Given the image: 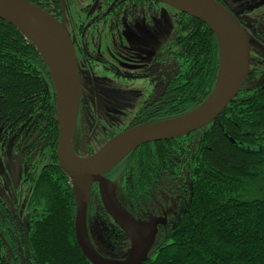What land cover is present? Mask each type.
Wrapping results in <instances>:
<instances>
[{
  "label": "trees",
  "instance_id": "1",
  "mask_svg": "<svg viewBox=\"0 0 264 264\" xmlns=\"http://www.w3.org/2000/svg\"><path fill=\"white\" fill-rule=\"evenodd\" d=\"M148 2L132 0L133 11H146ZM171 10L175 37L165 44L175 74L154 122L197 108L213 91L219 70L210 29ZM258 77L250 70L234 100L205 128L141 145L103 174L116 197L120 190L121 200L116 199L132 217L131 210L152 203L157 189L172 185L174 176L183 178L178 183L187 189L183 212L174 227L158 231L142 264H264V82L255 84ZM57 136L48 69L32 41L0 17V141L6 145L11 139L21 150L30 185L23 200L26 226L0 196V264H90L75 240L73 190L57 163ZM86 227L103 257L127 255L129 240L104 211L95 185Z\"/></svg>",
  "mask_w": 264,
  "mask_h": 264
},
{
  "label": "water",
  "instance_id": "2",
  "mask_svg": "<svg viewBox=\"0 0 264 264\" xmlns=\"http://www.w3.org/2000/svg\"><path fill=\"white\" fill-rule=\"evenodd\" d=\"M169 8L204 23L215 36L219 50V70L211 94L197 108L171 119L133 126L89 156L79 157L72 149L80 99V78L71 39L53 16L27 0H0V17L16 26L37 48L52 82L58 136L56 157L70 180L75 203L76 243L90 264H142L149 258L161 219L136 220L119 205L114 186L103 174L141 145L189 135L212 123L234 100L249 75L250 41L238 20L214 0H157ZM44 29L49 49L42 46L21 26ZM51 53L53 58L51 59ZM227 58V66L222 62ZM222 79L226 84L218 89ZM261 82L257 81L255 84ZM96 184L104 211L129 239L130 249L122 259L105 258L91 244L86 227L87 203ZM9 250V248H8Z\"/></svg>",
  "mask_w": 264,
  "mask_h": 264
},
{
  "label": "flooded vegetation",
  "instance_id": "3",
  "mask_svg": "<svg viewBox=\"0 0 264 264\" xmlns=\"http://www.w3.org/2000/svg\"><path fill=\"white\" fill-rule=\"evenodd\" d=\"M27 1L57 19L74 47L80 78V99L72 138L77 156H89L117 134L155 121L162 108L166 88L175 74V65L168 60L170 55L166 50L165 42L169 38L152 54L145 55L127 44V31L133 19L143 24L156 20L162 3L144 0L149 1L146 11H133L132 0ZM215 1L238 20L248 37L246 28L251 30L252 35L260 33V28L241 18V13L234 7L224 0ZM259 15L264 19V11ZM170 37H175L174 32ZM258 56L250 42L249 72L258 73L259 77L254 82L261 80V84L264 82V57ZM132 80H142L146 90L127 92V83ZM38 136L35 134L31 142H35ZM172 183L157 189L152 195V203L144 210H131L136 220L161 219L156 234L174 227L186 204L187 189L185 185H178L183 183V178L174 176ZM116 195L121 200L120 190ZM0 196L5 200L4 196ZM23 219L22 224L26 226L25 217Z\"/></svg>",
  "mask_w": 264,
  "mask_h": 264
},
{
  "label": "rangeland",
  "instance_id": "4",
  "mask_svg": "<svg viewBox=\"0 0 264 264\" xmlns=\"http://www.w3.org/2000/svg\"><path fill=\"white\" fill-rule=\"evenodd\" d=\"M224 1L241 13V18L250 21L257 29L260 28V33H255L254 36L251 34V30L248 28L246 30L254 50L261 57H264V27H262L264 19L259 15L264 11V0L255 2H249V0ZM173 15L174 12L171 8L168 9L162 5L160 15L152 23L143 24L133 19L128 26L127 44H130L133 49L141 50V53H145V55L152 54L158 46L172 35L175 27V17ZM132 64L136 63L132 61ZM145 90L146 85L142 80H132L127 83V92L138 93ZM25 174L26 166L23 162L21 150L12 146L11 139L6 145L0 141V194L4 196L9 210L16 214L20 223L24 222L23 217L26 208L23 200L30 187L29 183L25 181ZM262 186H264V179L260 187ZM90 230L92 236L96 237L97 228L93 223H90Z\"/></svg>",
  "mask_w": 264,
  "mask_h": 264
},
{
  "label": "bare ground",
  "instance_id": "5",
  "mask_svg": "<svg viewBox=\"0 0 264 264\" xmlns=\"http://www.w3.org/2000/svg\"><path fill=\"white\" fill-rule=\"evenodd\" d=\"M21 28L28 33L30 36H33V38L40 42L43 47L49 49L47 43H46V37L44 33V29L37 27V26H30V25H22ZM50 50V49H49ZM53 54L51 53V59L53 58ZM227 66V58L225 57V60L222 62V68L224 69ZM226 81L222 79L217 83L218 89H222L225 86Z\"/></svg>",
  "mask_w": 264,
  "mask_h": 264
}]
</instances>
